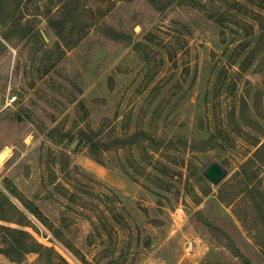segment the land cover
<instances>
[{"label": "rangeland", "instance_id": "obj_1", "mask_svg": "<svg viewBox=\"0 0 264 264\" xmlns=\"http://www.w3.org/2000/svg\"><path fill=\"white\" fill-rule=\"evenodd\" d=\"M157 1L79 0L60 38L49 18L65 0H0V188L8 178L61 229L63 243L26 227L70 264L84 263L68 244L87 264H243L235 248L264 264V215L237 172L252 121L264 127V26L250 14L264 11ZM253 171L264 191V163Z\"/></svg>", "mask_w": 264, "mask_h": 264}, {"label": "trees", "instance_id": "obj_2", "mask_svg": "<svg viewBox=\"0 0 264 264\" xmlns=\"http://www.w3.org/2000/svg\"><path fill=\"white\" fill-rule=\"evenodd\" d=\"M154 6H157V0H149ZM176 1L180 4H188L193 7L204 9L208 11L206 4L202 0H160L162 8H166ZM254 0H251L253 3ZM254 5L264 11V0H255ZM79 0H65L64 5L60 6L57 11L58 15L49 18L50 25L54 28L55 34L63 38L67 26L79 15L80 9ZM251 9V8H250ZM251 17L257 20V23L264 26V14L254 9L250 12ZM257 16V17H256ZM256 17V18H255ZM2 43L0 41V51H2ZM262 116V115H261ZM264 118V116H262ZM257 128L259 136L252 135L250 144L255 148L252 154L247 157L240 165L237 171L241 174L245 181L241 192H245L251 198L252 206L255 210V216H260L261 210L264 206V191L259 188L253 181L254 168L257 165L264 163V127L257 121H252ZM89 142V153L98 159L99 144L90 137H87ZM104 149H108V145H104ZM211 191L210 186L206 189H201L203 195H208ZM238 193H231L228 196L222 194V188L219 189V198L225 204H231ZM196 203H199L201 196L196 194ZM32 218L38 220L44 225L52 235H54L62 243L65 242L64 234L59 227L54 225L50 219L39 209V207L28 197H26L17 186L8 178H4V188H0V254L5 255L10 261L16 263H23L28 254H36L35 264H70L63 256H61L52 246H47L40 242L35 235L26 229L32 228L37 231L32 223ZM14 224L12 226L9 224ZM256 244L260 245L258 237L254 234ZM66 248L70 250L82 263L87 264L83 254L74 245L68 244ZM235 255L240 258L243 264H252L251 261L245 257L238 249L235 248Z\"/></svg>", "mask_w": 264, "mask_h": 264}, {"label": "water", "instance_id": "obj_3", "mask_svg": "<svg viewBox=\"0 0 264 264\" xmlns=\"http://www.w3.org/2000/svg\"><path fill=\"white\" fill-rule=\"evenodd\" d=\"M203 175L216 185L226 175V169L217 160H213L204 168Z\"/></svg>", "mask_w": 264, "mask_h": 264}, {"label": "bare ground", "instance_id": "obj_4", "mask_svg": "<svg viewBox=\"0 0 264 264\" xmlns=\"http://www.w3.org/2000/svg\"><path fill=\"white\" fill-rule=\"evenodd\" d=\"M6 152H8V151H6L5 149L0 153V158H3L4 157V155L6 154Z\"/></svg>", "mask_w": 264, "mask_h": 264}]
</instances>
